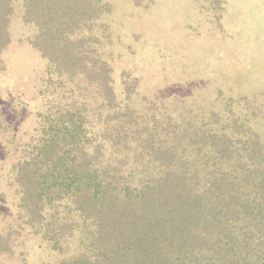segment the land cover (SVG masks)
I'll use <instances>...</instances> for the list:
<instances>
[{
	"label": "trees",
	"instance_id": "16d2710c",
	"mask_svg": "<svg viewBox=\"0 0 264 264\" xmlns=\"http://www.w3.org/2000/svg\"><path fill=\"white\" fill-rule=\"evenodd\" d=\"M113 9L0 0V80L16 22L45 60L13 87L32 130L0 104L16 234L42 239L55 264H264V93L191 112L188 97L146 98L139 78L113 75Z\"/></svg>",
	"mask_w": 264,
	"mask_h": 264
},
{
	"label": "rangeland",
	"instance_id": "374dc122",
	"mask_svg": "<svg viewBox=\"0 0 264 264\" xmlns=\"http://www.w3.org/2000/svg\"><path fill=\"white\" fill-rule=\"evenodd\" d=\"M108 20L113 75L139 78L146 98L188 97L191 112L216 97L238 108L239 98L264 93V0H114ZM13 31L3 54L8 71L0 80V104L24 133L32 130V114L12 109L13 87L32 86L45 60L18 40L31 29L16 22ZM4 147L0 139V264H55L57 255L42 239L15 232L16 196Z\"/></svg>",
	"mask_w": 264,
	"mask_h": 264
}]
</instances>
